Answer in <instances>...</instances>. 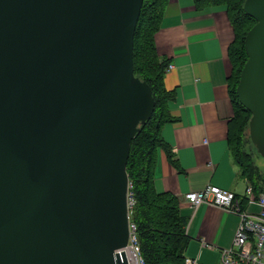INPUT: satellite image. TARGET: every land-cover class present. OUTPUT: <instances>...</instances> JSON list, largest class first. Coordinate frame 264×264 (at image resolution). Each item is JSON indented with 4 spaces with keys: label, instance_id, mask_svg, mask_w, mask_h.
Wrapping results in <instances>:
<instances>
[{
    "label": "water",
    "instance_id": "95a60500",
    "mask_svg": "<svg viewBox=\"0 0 264 264\" xmlns=\"http://www.w3.org/2000/svg\"><path fill=\"white\" fill-rule=\"evenodd\" d=\"M143 1L0 0V264H127L130 145L155 108L132 72ZM243 10L236 95L264 158V0Z\"/></svg>",
    "mask_w": 264,
    "mask_h": 264
},
{
    "label": "crops",
    "instance_id": "0c3cea01",
    "mask_svg": "<svg viewBox=\"0 0 264 264\" xmlns=\"http://www.w3.org/2000/svg\"><path fill=\"white\" fill-rule=\"evenodd\" d=\"M163 16L155 45L158 55L173 67L165 74L164 85L175 95L169 109L172 122L161 132L171 160L159 155L154 188L177 197L186 217L185 259L220 264V251L231 247L239 217L213 205L192 207L183 197L214 185L235 193L242 210L259 211L244 197L250 185L228 146L234 114L227 82L233 29L224 8L197 10L193 0H169Z\"/></svg>",
    "mask_w": 264,
    "mask_h": 264
},
{
    "label": "trees",
    "instance_id": "16d2710c",
    "mask_svg": "<svg viewBox=\"0 0 264 264\" xmlns=\"http://www.w3.org/2000/svg\"><path fill=\"white\" fill-rule=\"evenodd\" d=\"M169 0H144L137 22L133 42L134 76L148 84L155 102L151 117L131 141L127 174L134 205L130 221L145 264H184L188 244L187 220L180 213L178 199L170 193H158L154 188V173L161 153L171 160L169 147L162 138V128L172 122L170 104L174 92L164 85L168 62L156 51L155 35L161 28ZM246 0H193L197 10L222 7L231 27L233 40L228 47L231 73L228 89L234 104L230 123L228 146L233 162L241 176L252 188L254 196L264 195V175L256 166L251 153L243 150L251 114L243 109L236 95L241 70L247 60L244 40L255 21L245 14ZM242 203V202H241ZM244 203V202H243Z\"/></svg>",
    "mask_w": 264,
    "mask_h": 264
},
{
    "label": "built area",
    "instance_id": "2783aa9c",
    "mask_svg": "<svg viewBox=\"0 0 264 264\" xmlns=\"http://www.w3.org/2000/svg\"><path fill=\"white\" fill-rule=\"evenodd\" d=\"M173 69L167 64L165 74ZM131 185L128 188L129 210V241L124 252L127 264H145L135 234V225L130 221V211L134 205ZM248 204L256 205L259 211L256 214L242 210V203L235 193L214 185H208L203 190L188 193L184 199L197 207L201 204L213 205L225 209L228 213L239 217L237 230L229 248L220 251V264H264V195L254 196L252 188L248 186L245 191ZM120 255V251H118ZM184 264H198L197 259L186 258Z\"/></svg>",
    "mask_w": 264,
    "mask_h": 264
},
{
    "label": "rangeland",
    "instance_id": "374dc122",
    "mask_svg": "<svg viewBox=\"0 0 264 264\" xmlns=\"http://www.w3.org/2000/svg\"><path fill=\"white\" fill-rule=\"evenodd\" d=\"M244 145L243 150L247 153H251L253 156V160L260 170V172L264 175V158H262L253 147L250 138H249V131L246 133V137H244ZM264 177V176H263Z\"/></svg>",
    "mask_w": 264,
    "mask_h": 264
}]
</instances>
